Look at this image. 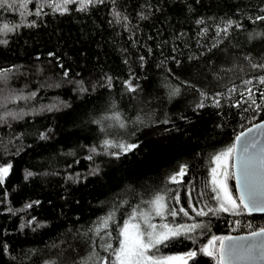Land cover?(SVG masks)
Masks as SVG:
<instances>
[{"label": "trees", "instance_id": "obj_1", "mask_svg": "<svg viewBox=\"0 0 264 264\" xmlns=\"http://www.w3.org/2000/svg\"><path fill=\"white\" fill-rule=\"evenodd\" d=\"M21 2L0 6V28L19 25L0 35V69H11L0 79V165H12L0 184V264H103L102 245L119 248L133 209L157 194L166 223L198 225L158 256L197 251L187 264H215L199 252L210 239L264 227V214L217 211L211 174V158L264 119V68L252 67L264 64V0H105L87 11L77 0L64 14L44 3L39 17L42 0ZM114 8L127 20L116 23ZM105 139L137 147L120 153ZM181 164L187 173L170 182ZM225 181L236 197L231 167Z\"/></svg>", "mask_w": 264, "mask_h": 264}, {"label": "snow or ice", "instance_id": "obj_2", "mask_svg": "<svg viewBox=\"0 0 264 264\" xmlns=\"http://www.w3.org/2000/svg\"><path fill=\"white\" fill-rule=\"evenodd\" d=\"M31 0H23L19 4L20 8H26V4L30 3ZM8 3V0H0V6H4ZM15 3V0H13ZM48 3L50 7L53 8L54 12L59 11L61 14H64L68 11L67 5L77 3V0H42L41 3L37 4V10L35 15L39 17L41 15L43 4ZM80 7L78 11H87L88 5H98L104 4L105 0H79ZM113 5H115V0H112ZM150 7V5H149ZM264 11V9H262ZM21 15H24L21 13ZM112 15L115 18L116 23H120L121 19L127 20L126 16L115 10L112 11ZM141 19H147V16L144 13H140ZM256 20L264 21V16H257ZM198 24L203 23L202 20L197 21ZM235 24L234 21L228 20L224 28H218L217 35H220L221 32L227 34L228 29ZM29 27L36 26V22L32 21ZM239 27V25H236ZM19 25H14L9 27L7 24L3 25L0 28V35H7V33L14 31L18 28ZM204 31H207L205 29ZM7 39H0V45H7ZM49 55H52L51 53ZM143 60V57H141ZM253 68H264V64H253ZM11 69H0V79H7V73ZM64 76H68V72H64ZM111 77H107V84L100 86L111 87ZM246 84L251 83V81H245ZM260 83L264 84V77H260ZM125 89L127 92H135L138 86H134L130 80L124 81ZM80 90L82 92H87L88 89L83 87V82H80ZM95 87V86H94ZM251 93V90H248ZM179 92V89H174L172 95H175ZM36 93H31L32 97H35ZM204 96V93H201ZM17 99H28L29 97L18 96ZM251 98V96L249 97ZM255 103V100L252 101ZM217 106L219 101L216 102ZM197 107H204L203 102L197 105ZM49 111L52 110V107L48 108ZM248 111V109H244ZM7 115H12L8 113ZM22 117L13 116V119H18ZM118 119V117H117ZM139 119V117H137ZM5 116L0 115V123H6ZM96 123H101V121H95ZM166 122V121H165ZM120 127H125L123 122L120 123ZM103 130V129H102ZM260 130H264V122L255 124L252 127H249L246 132H241L235 136V143L229 146L226 150L214 155L211 159L212 162L216 165L211 169L212 174V184L214 185L212 191L216 193L215 199L219 200L220 206L217 211H234L235 209L243 206L245 209L251 211H260L264 212V146H261L257 150V145L259 141L255 136L244 139L240 151L237 153L236 144L242 141V138L247 137L248 133H253L256 131L259 134ZM19 138V137H17ZM44 133L40 134V139H46ZM103 147L105 149L118 148L120 153L132 151L137 147L136 144H126L123 142L117 143L105 139L103 141ZM92 152H95L96 149L93 147ZM235 155V162L229 165L228 161L233 158ZM119 153H112V155H118ZM91 159V156L88 157ZM12 165H0V184L4 182V179L9 175ZM229 167L237 169V171L231 173L237 179V190L240 192L239 203L232 198L228 192L227 184L225 181V176L227 174V169ZM219 170V171H218ZM187 173V165L181 164L179 166V171L174 173L168 179L170 182H177L179 178L183 177ZM32 176L31 172H28L27 177ZM178 199V198H177ZM163 196L157 194L154 200L151 202L155 207L157 215L161 214V210L164 208ZM35 203H39L36 201ZM191 206V204L189 205ZM26 208L32 207V204H26ZM180 212H183L184 215L188 213L183 209H179ZM171 215L176 216L177 211L171 210ZM197 215H205L203 212H197ZM112 218L110 213L108 217L101 218L100 224L96 227L95 231L99 235L101 229L107 227V222ZM167 231L157 232L154 225L149 224L148 228L152 229L151 231L140 229L139 225L130 224L128 221H125L124 226L119 231V236L122 239L119 240V248L113 249L111 243H105L102 245L105 251L111 249L110 256L104 258L103 264H173L175 260H179L180 264H187L188 260L194 259L198 253L197 251H189L181 257H172V256H158L155 252L159 251L158 246L165 244L166 241L171 238L180 236L182 230L184 233L194 231L198 225H191L188 227L181 226L180 228H168L167 225L163 226ZM248 241L247 243H237L236 241ZM216 241H219V247L216 248ZM155 250V251H154ZM4 251L7 253V245L4 246ZM199 252L204 256H208L215 261V264H264V227L260 228L258 231H253L250 233L249 237H239L234 238L231 236L226 237H213L209 241L208 245L203 246L199 249ZM115 259H111V257ZM45 264H54L51 261H45Z\"/></svg>", "mask_w": 264, "mask_h": 264}, {"label": "rangeland", "instance_id": "obj_3", "mask_svg": "<svg viewBox=\"0 0 264 264\" xmlns=\"http://www.w3.org/2000/svg\"><path fill=\"white\" fill-rule=\"evenodd\" d=\"M229 165H231V159L228 161ZM212 168L213 167H216V165L214 163H212ZM228 170V169H227ZM219 171V170H218ZM232 173V171H231ZM232 176V175H231ZM229 192V191H228ZM230 194V192H229ZM161 196H163V204H164V208L161 210V214L160 215H157L156 213V210H155V207L153 206V204L151 203L155 196L152 197L150 200L142 203V204H139L137 205L134 209H133V212L131 213L130 217L127 219V221L130 223V224H136V225H139L140 226V229L142 231L144 230H147V231H151L152 229L148 228V225L151 224V225H154L155 226V229L157 232H165L167 231V229H165L163 226L164 225H167L168 228H180L181 226H184V227H188V226H191V225H194V223H188V224H181V225H176V226H173V225H169L168 223L165 222V215L167 214V208H166V200L164 198V195L163 194H159ZM231 195V194H230ZM232 196V195H231ZM232 198L234 200H236L237 203H239L238 199H237V196L234 197L232 196ZM218 204L220 206V202L218 200ZM239 210V208L235 209L234 211L230 210L228 212H235ZM125 224V223H124ZM196 225V224H195ZM124 226V225H123ZM182 233H183V230H182ZM122 239V237H121ZM212 240V239H210ZM209 240V241H210ZM209 243V242H208ZM208 245V244H207ZM217 243L215 244V247L217 248ZM184 254L186 253H181V254H173V255H169V256H172V257H181L183 256ZM173 264H180V261L177 259L173 262Z\"/></svg>", "mask_w": 264, "mask_h": 264}, {"label": "water", "instance_id": "obj_4", "mask_svg": "<svg viewBox=\"0 0 264 264\" xmlns=\"http://www.w3.org/2000/svg\"><path fill=\"white\" fill-rule=\"evenodd\" d=\"M261 122H264V119L261 120V121H258V122H256V123H254V124H252V125H250V126H248L247 128H245V129L242 130L241 132H246L247 129H248L249 127H252L253 125H255V124H259V123H261ZM241 132H240V133H241ZM238 134H239V133H238ZM238 134H237V135H238ZM253 136H255L256 139L259 141V144L257 145V150H258L259 147L264 146V130H260V131H259V134H258L256 131H254L253 133H248V134H247V137L242 138V141L236 144L237 153L240 151V149H241V147H242V144H243V142H244V139H248V138H251V137H253ZM234 143H235V139H234ZM235 155H236V153L233 154V158L231 159V164L235 162ZM231 171H232V173H233V172L237 171V169L231 167ZM232 179H233V184H234L235 193H236L237 199H238V201H239L240 192L237 190V179H236V177L233 176V175H232ZM241 207H242V208L244 209V211L247 212L248 214H264V212H260V211H251V210L245 209L243 206H241ZM256 231H258V230H256ZM252 232H253V231H252ZM250 233H251V232H248V233L229 234V235H224V236H222V237H226V236H231V237H234V238H239V237H249V236H250ZM236 242H237V243H247L248 241H246V240H245V241H239V240H238V241H236ZM218 247H219V241H218V246H217V248H218Z\"/></svg>", "mask_w": 264, "mask_h": 264}]
</instances>
